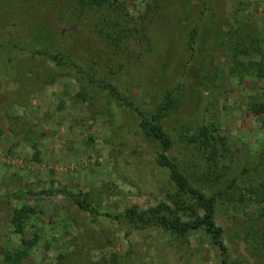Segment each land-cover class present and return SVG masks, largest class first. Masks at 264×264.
<instances>
[{"label":"rangeland","instance_id":"obj_1","mask_svg":"<svg viewBox=\"0 0 264 264\" xmlns=\"http://www.w3.org/2000/svg\"><path fill=\"white\" fill-rule=\"evenodd\" d=\"M12 1L16 3L6 4L32 17L35 10L46 11L51 0H25L21 7V0L19 5ZM123 2L135 19L125 22L114 15L117 29L138 25L156 0ZM183 5L182 0H163L153 13L155 23L143 24L144 35L141 31L137 39L117 40L118 47L94 38V15H77L70 5H59L62 13L52 15L44 30L32 28L29 39L20 36L19 46L75 50L69 52L71 59L84 70L94 66L95 78L111 67L110 80L144 110H153L166 89L178 86V110L164 122L172 139L169 155L195 176L202 171L215 176L205 190L215 197L214 221L222 228L229 255L252 254L253 264H264V113L249 110L253 103H264V73L257 76L256 69L264 65V0H206L209 9L202 15L198 3L188 14ZM194 24V57L189 60L184 40ZM36 34L44 40H34ZM74 35L79 41L92 37L112 61L99 57L96 63L103 67L98 69L90 62L95 55L90 48H73L69 39ZM175 36L173 59L161 61L165 42ZM4 47L0 264H5L6 252L24 246L22 239L32 244L20 264H219L218 251L201 230L189 232L181 245L160 228L130 230L104 215L153 207L170 187L166 170L152 159L155 148L142 139L137 116L113 104L105 111L110 104L90 98L91 87L73 75L28 57L27 50ZM198 64L200 71L193 70ZM202 127L216 139L215 148L196 139L188 142ZM59 190L83 196L89 210H81ZM22 205L33 213L19 234L9 220L11 210Z\"/></svg>","mask_w":264,"mask_h":264},{"label":"trees","instance_id":"obj_2","mask_svg":"<svg viewBox=\"0 0 264 264\" xmlns=\"http://www.w3.org/2000/svg\"><path fill=\"white\" fill-rule=\"evenodd\" d=\"M23 1L25 0H21L20 7ZM182 1L184 3V12L187 14L195 6L194 4L197 3L198 7H202L199 9V15H202L204 8L209 9V7L205 6L206 0ZM7 2L8 0L0 4V38H4L1 40L3 42H0V47L5 48L4 46H6L24 51L27 50L28 57H30L29 55H31V58L37 56L47 67H54L66 75H73L77 80L83 82L85 86L91 87L92 95L89 96L90 98L101 103L104 101L103 104H110L108 110L105 111L111 109V104L118 110L123 109L127 113H131L132 111L137 116L134 119L138 120L136 126L140 131L142 139L149 146L155 148L152 158L154 163L167 172L170 187L165 190L163 199L158 201L155 206L146 209L132 207L114 215L108 213L104 215L109 219L116 220V222L122 225L124 224L130 230H140L148 227L160 228L168 233L173 241L181 245L185 242L186 235L189 232L201 230L208 237L211 246L215 247L218 251L220 257L219 264H253L254 260L252 259L254 257L252 254H248L245 257H231L227 246L222 241V228L216 225L214 221L215 197L209 195L205 190V185L213 182L215 176L212 178L208 177V168L206 169V174L205 171H202L201 176H195L191 172L189 173L181 169L174 158L169 155V150L172 147V139L165 132L164 122L165 119L170 118L178 110L179 98L181 96L178 94L180 89L178 86L166 89L163 94V101L154 106L153 110H144L132 95L125 94L122 88L119 89V86L113 80H110L111 78L108 74L113 72L111 67L108 68L107 75L102 74V76L99 75L95 78L94 70L96 68L94 66L87 67L84 70L79 62L71 59L73 56L71 53H75V50L63 52L59 50L54 51L44 46H39L38 48H34L33 46L28 47L27 45L19 46L20 40L18 38L20 36L29 39L32 28L44 30L50 23L52 15H60L62 13L59 11V5L67 4L72 7V12H75L77 15L83 13L94 15L96 17L93 23L94 30L92 29L95 32H93L95 35L94 38H100L107 44L118 47L119 42L117 40L137 39L141 31L144 35L143 24L153 25V22L155 23L156 17L153 13L163 0H156L152 6L147 5L145 12L140 16V23L138 25L132 23L131 27L125 29H117L119 26L118 21H111V17L113 18L114 15L124 18L123 21L125 22L135 19L128 16L123 0H51L47 4L46 11L35 10V15L32 17L19 15L14 11L15 8L6 4ZM15 4L19 5L20 1L16 0ZM222 7V4L218 2V9H222ZM157 19H160L161 22L164 20V17L160 13ZM111 28H115L116 30H109ZM195 35L196 30L194 24L188 29L187 36L184 40L186 55L189 60H192L194 57L193 44ZM87 36L85 35L79 41L77 36L74 35L69 40L73 48L78 47L79 49L84 48L85 50L90 48L89 50L95 54L89 58L90 62L97 66L98 69H101L103 65L101 66V64L96 63L97 59L109 55L108 58L106 56V60L110 62L113 56L104 47L93 44L98 42L92 41V37L89 36L87 38ZM32 38L34 40H44L43 35L41 36L40 34H36ZM16 39H18V42ZM175 39L176 36L165 42L163 52L159 57L163 58L161 61L167 62L173 59L172 42L174 43ZM238 51L243 53L245 50L241 48ZM242 67L244 68V66ZM200 69V64L193 67V70L200 71ZM256 69L257 76L264 73L263 64L258 65ZM249 110L254 115L262 114L264 113V103H253ZM109 116L112 117L110 114ZM113 118L115 119L114 115ZM173 128L174 126L171 127V129ZM195 139L199 140L203 147L211 146L215 148L214 145L217 143L214 136L208 132L206 127L200 128L199 135L188 139V142L196 141ZM232 183L233 179L231 178L229 186ZM38 192L48 193V195L51 194L50 190L40 189ZM59 193L69 199L72 197L71 202L81 210H89V204L83 196L80 197V195H77V197H73L72 195H67V191L65 190H59ZM32 213L33 209L27 205L15 207L11 210L9 222L15 233L21 234L23 232V223ZM261 242L264 245L263 239H261ZM21 244L24 245L22 248L13 251V253H5V264H20L22 259L26 257L27 249L32 244V241L22 239Z\"/></svg>","mask_w":264,"mask_h":264}]
</instances>
